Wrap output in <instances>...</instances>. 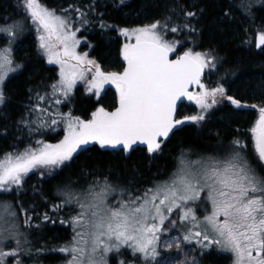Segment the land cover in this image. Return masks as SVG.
Returning <instances> with one entry per match:
<instances>
[{
  "label": "trees",
  "instance_id": "obj_1",
  "mask_svg": "<svg viewBox=\"0 0 264 264\" xmlns=\"http://www.w3.org/2000/svg\"><path fill=\"white\" fill-rule=\"evenodd\" d=\"M28 1L30 0H0V23L5 24L15 17L23 18L28 10ZM255 2L37 1L42 16L39 18L48 17L54 32L61 37L68 32L75 35L80 41L81 49L87 50L89 55L104 65L107 57L119 53L125 29L134 27L149 28L158 41L169 47L177 45L179 51L189 49L201 53L207 62L203 85L215 93L212 95L214 102L210 103L207 112L204 111L203 117L182 120L180 128L156 151L137 148L126 154L123 150L116 151L94 143L78 151L62 167L51 173L43 167L19 173L17 171L22 168L18 167L0 175V211L3 208L11 210L8 223L15 224L18 220L19 228L34 229L32 238L19 235V238L25 241L23 247L26 254L20 258L18 264H34L36 261L39 263L35 264H69L76 250L73 242L80 229L79 220L74 217L78 218L80 204L87 202L94 192L91 190L82 195V191L78 192L76 188H87L93 182L99 183V188L110 182H119L125 185L134 184L135 195L140 196L156 181H165L173 175L181 152L186 155L187 150L192 149L213 151L217 150L219 144L228 142L224 145H232L229 141L239 138H242L239 141L248 145L247 151L253 156V162L260 172L259 180L254 181V184L258 185L249 191L248 183L242 186L241 180H233V183L227 185L229 190L226 201L222 198L223 195H212L208 204L210 206L213 203L216 206L217 203L227 202L231 214H237L243 205L248 206L246 213L251 214L249 220L242 221L239 213L240 220L237 225L233 224L241 239L246 238L248 257L257 255L256 246L251 245H264V226L258 229L253 225V218L257 217L256 212L264 222V154L258 150L252 135L257 109L250 107L237 112L228 103V95H233L244 103H252L253 99L249 98L264 100V46L260 49L256 46V37L264 34V0ZM35 32L36 30H31L19 41L28 45L27 48L18 49L17 44L14 45L13 54L16 59L24 62V66L5 82L6 101L0 107V157L31 145L37 138L56 139L63 133L60 124L61 127L54 132L55 135H50L53 132L51 121L47 117L55 114L54 106L59 104H56V96L52 92L58 79L57 66L48 64L47 56L42 54L35 42L33 43ZM116 63L117 60L114 65ZM209 94L210 92L207 95V103L212 101ZM112 99L113 96L107 91L96 99L87 95L83 86L79 85L75 88V94L68 97L67 102L62 105V109L85 116L99 105L113 108L114 105L110 102ZM181 113L182 108L179 109L178 115ZM3 169L4 167L0 170ZM245 170L246 173L243 171L242 176L244 173L250 175L249 169ZM14 171L17 180L4 185ZM232 175L235 179L237 173L234 171ZM235 209L237 211H234ZM220 219L226 220L223 217ZM8 223L0 237L10 234L13 227L9 228ZM82 223L84 230L86 226ZM30 240L33 243L26 244ZM9 242L10 240L7 241L8 244ZM65 242L69 243L67 255L62 252ZM94 246L96 249L99 245ZM112 247L97 249V259L104 258V251H110ZM132 252L135 255L133 250ZM196 253L203 264H229L226 260L227 254L216 249L198 247ZM262 255L264 256V248ZM131 258L135 264L139 262L135 256ZM99 263L103 262L100 260ZM254 263L264 264V258Z\"/></svg>",
  "mask_w": 264,
  "mask_h": 264
},
{
  "label": "rangeland",
  "instance_id": "obj_2",
  "mask_svg": "<svg viewBox=\"0 0 264 264\" xmlns=\"http://www.w3.org/2000/svg\"><path fill=\"white\" fill-rule=\"evenodd\" d=\"M37 1H28V10L23 18L15 17L5 24L0 23V107L6 101L4 98L7 78L18 73L24 66V62L16 59L13 54L14 45L17 44L18 49L27 48L28 45H23L19 41L31 30H36L33 43L35 42L42 54L47 56L48 64L57 66L58 79L52 92L56 96L54 97L56 104H59L54 106L55 114L47 117L51 121L53 132L50 135H55L54 132L59 130L60 124H62L63 133L56 139L37 138L31 145L4 154L0 157V169L4 167L3 171L0 170L2 171L0 175L18 167L22 168L17 171L19 173L31 172L40 167L51 173L62 167L78 151L86 149L89 144L98 143L103 147H109L100 133L94 130L90 141L73 148L68 154H61L54 160L49 159L54 154L69 150L81 138L87 137L92 128L98 124L99 119L112 109L99 105L85 116L73 113L69 109L63 110L62 105L67 102L68 97L75 94L77 86H83L85 93L96 99L104 95L106 91L110 92L113 96L110 102L114 107L118 99L125 94V85L109 76L95 73L89 64L100 65L101 70L110 72L114 78L119 79L129 56L130 44L135 40L156 39L153 32L146 27L125 29L119 53L107 57L104 65L89 55L87 50L81 49L80 41L75 35L68 32L61 37L54 32L48 17H46L48 20L39 18L42 16ZM249 1L260 2V0ZM170 48L176 54L181 53L178 52L177 45ZM182 51L190 52L206 65V59L201 53L189 49ZM115 60L117 63L114 65ZM208 92L212 101L207 103ZM214 93L215 91L208 90L202 85L196 91L189 106L183 107L179 120L189 121L194 117L197 119L203 117L204 111L207 112L210 103L214 102L212 96ZM229 97L228 103L237 112L250 107L257 109L252 135L258 150L264 154V100L249 98L253 99L252 103H244L233 95ZM241 139L229 141L232 145H224L228 142L221 143L217 150L213 151L192 149L187 150L186 155H184L185 152H181L173 175L165 181H156L140 196L135 195L134 184L125 185L119 182H110L100 188L99 183L93 182L87 188H76L78 192L82 191V195L91 190L94 192L91 193L87 202L80 204L78 218L74 217L75 220H79L80 229L73 242L76 250L69 264H135L134 259L131 258L133 256L138 258L136 261L139 262L136 264H203L196 253L198 247L212 248L227 254L226 260L229 264H253L256 261H262L264 245L252 244L251 246H256L257 255L248 257L246 249L249 248H246L248 245L246 238L241 239L240 233L233 224L237 225L240 220L239 213L242 221L249 220L248 217L251 214L246 213L248 206L243 205L237 214L236 212L231 214L228 211L227 202L217 203L216 206L212 203L213 207L208 204L212 195H223L222 198L226 201L229 190L227 185L233 183V180H241L242 186L248 183L249 191L258 185L254 184V181L259 180L260 172L253 162V156L247 151L248 145L239 141ZM245 168L249 169L250 175H245ZM234 171L237 173L235 179L232 175ZM243 171L244 176H242ZM17 178L14 171L4 185L15 182ZM96 186H98L97 189H94ZM7 204L9 206V203ZM10 214L12 212L7 208L0 211V234L6 229ZM230 215H233L232 218L229 217ZM255 215L257 217L253 218V225L262 229L263 219L258 217L257 212ZM221 217L226 220L221 221ZM82 222L86 226L84 230ZM251 224L252 222L249 223ZM8 226L13 227L10 234L0 237V264H18L20 258L26 254V249L23 247L25 241H22L19 235L23 234V237L32 238L34 229H28V231L27 228H19L18 220L15 224L8 223ZM31 243H33L32 240L26 242V244ZM64 244L62 252L67 255L69 243ZM94 244L99 246L95 249ZM109 246L113 247L107 251L108 253L104 251V258L97 259V252H99L97 249L101 247L104 250ZM251 246L250 248H253ZM100 260L103 263H99Z\"/></svg>",
  "mask_w": 264,
  "mask_h": 264
},
{
  "label": "water",
  "instance_id": "obj_3",
  "mask_svg": "<svg viewBox=\"0 0 264 264\" xmlns=\"http://www.w3.org/2000/svg\"><path fill=\"white\" fill-rule=\"evenodd\" d=\"M256 45L259 49L264 46L263 34L257 36ZM95 71L105 74L99 66ZM204 75V66L189 53L174 56L158 41L135 40L117 79L125 85V95L100 118L94 129L114 150L127 153L137 148L157 150L180 128L178 110L182 103L191 102ZM90 139V135L82 138L69 150L49 159L68 154Z\"/></svg>",
  "mask_w": 264,
  "mask_h": 264
},
{
  "label": "flooded vegetation",
  "instance_id": "obj_4",
  "mask_svg": "<svg viewBox=\"0 0 264 264\" xmlns=\"http://www.w3.org/2000/svg\"><path fill=\"white\" fill-rule=\"evenodd\" d=\"M107 75L109 74V72H105ZM230 98V97H229Z\"/></svg>",
  "mask_w": 264,
  "mask_h": 264
},
{
  "label": "bare ground",
  "instance_id": "obj_5",
  "mask_svg": "<svg viewBox=\"0 0 264 264\" xmlns=\"http://www.w3.org/2000/svg\"><path fill=\"white\" fill-rule=\"evenodd\" d=\"M257 38V37H256ZM257 46V45H256Z\"/></svg>",
  "mask_w": 264,
  "mask_h": 264
}]
</instances>
